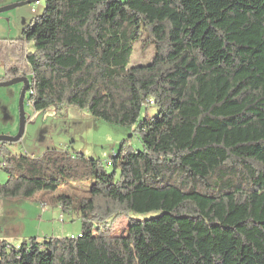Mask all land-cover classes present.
I'll return each mask as SVG.
<instances>
[{"label":"trees","instance_id":"trees-1","mask_svg":"<svg viewBox=\"0 0 264 264\" xmlns=\"http://www.w3.org/2000/svg\"><path fill=\"white\" fill-rule=\"evenodd\" d=\"M22 35L0 38V61L36 111L86 110L142 149L124 141L110 170L3 149L0 198L62 189L82 231L0 241V264H264V0H45ZM141 42L154 56L133 64ZM130 213L151 216L115 235Z\"/></svg>","mask_w":264,"mask_h":264},{"label":"rangeland","instance_id":"rangeland-1","mask_svg":"<svg viewBox=\"0 0 264 264\" xmlns=\"http://www.w3.org/2000/svg\"><path fill=\"white\" fill-rule=\"evenodd\" d=\"M36 0H0V38H21L23 30L45 10V0L40 5ZM125 1V0H121ZM35 10V11H34ZM30 52L34 51L33 42L27 43ZM154 56L153 47L147 48L142 42L135 48L133 64L148 63ZM4 75L0 63V78ZM21 83L0 87V136L16 137L21 126ZM29 93L23 103L24 128L22 138L7 146L14 155L40 157L48 150H68L72 154H83L87 158L100 159L105 165L126 143L135 150L142 149V142L133 128L115 126L98 120L86 110L64 105L38 112L29 102ZM155 107L149 109L150 116L156 115ZM1 150V149H0ZM3 156L0 154V184L8 176L1 168ZM85 184H80V186ZM66 189L79 197L85 196L81 191ZM40 192L30 199L21 197L0 198V241L12 246L28 243L31 239L42 241L46 238H73L82 231V220L77 211L64 213L56 204L54 197L63 193ZM104 202H100L102 207ZM154 214H152L153 216ZM151 215L130 213L129 217L119 219L115 225V235L125 234L131 219H143Z\"/></svg>","mask_w":264,"mask_h":264},{"label":"water","instance_id":"water-1","mask_svg":"<svg viewBox=\"0 0 264 264\" xmlns=\"http://www.w3.org/2000/svg\"><path fill=\"white\" fill-rule=\"evenodd\" d=\"M36 1H39V0H36ZM19 83L24 84L23 89H22V92H21V100H20V107H21V126H20V132L14 138L8 137V136L7 137L6 136H2V137H0V142H8V143L18 142L22 138V135H23V128H24L23 103H24L26 94L29 91L30 82H29V80L27 78H18V79L11 80L10 82H5L3 84H0V87H10V86H13V85H16V84H19Z\"/></svg>","mask_w":264,"mask_h":264},{"label":"flooded vegetation","instance_id":"flooded-vegetation-1","mask_svg":"<svg viewBox=\"0 0 264 264\" xmlns=\"http://www.w3.org/2000/svg\"><path fill=\"white\" fill-rule=\"evenodd\" d=\"M33 4H35L36 6H39L40 5V1H36V2H34ZM35 11V10H34ZM0 63H2V65H3V72H5L4 71V64H3V62L2 61H0ZM21 78H23V77H21ZM18 79V78H17ZM11 80H7L6 78H5V76L3 75V77H2V79L0 78V84H3V83H5V82H10ZM21 85H23L24 86V84H22L21 83ZM29 87H30V85H29ZM28 93H29V91H28ZM27 93V94H28ZM26 94V95H27ZM3 136H6V135H3ZM0 137H2V136H0ZM7 137V136H6ZM12 143H8V142H0V152L3 150V149H7V146L8 145H11Z\"/></svg>","mask_w":264,"mask_h":264}]
</instances>
